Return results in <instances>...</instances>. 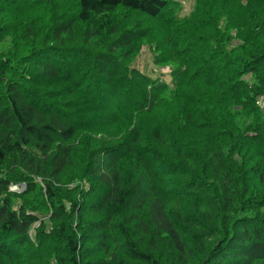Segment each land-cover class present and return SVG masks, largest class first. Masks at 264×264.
Returning <instances> with one entry per match:
<instances>
[{
	"label": "trees",
	"instance_id": "16d2710c",
	"mask_svg": "<svg viewBox=\"0 0 264 264\" xmlns=\"http://www.w3.org/2000/svg\"><path fill=\"white\" fill-rule=\"evenodd\" d=\"M1 47L0 264H264V0H0Z\"/></svg>",
	"mask_w": 264,
	"mask_h": 264
},
{
	"label": "rangeland",
	"instance_id": "374dc122",
	"mask_svg": "<svg viewBox=\"0 0 264 264\" xmlns=\"http://www.w3.org/2000/svg\"><path fill=\"white\" fill-rule=\"evenodd\" d=\"M179 2L182 3L183 7H184V13H187L190 9H191V5H192V0H177ZM9 45V39L6 40V43L4 44L3 47ZM1 50L3 49L2 47L0 48ZM132 68H137L141 73H143L144 75H148L150 76L152 79L154 80H160L163 81L165 83L170 84L171 83V79H170V73H171V69L169 66H155L154 65V61H153V54L151 53V50L146 46L143 47L140 54L138 55V57L135 59V61L131 64ZM259 103H261V105L264 108V98L260 99ZM76 182H79V180H76L74 183H72V185H70V187L75 186ZM23 187V190L20 191V189ZM18 189V190H17ZM24 186H21L20 188H13L14 191L21 193L24 191ZM35 203H33L34 205ZM19 205H21V201L16 200L15 201V208L17 209L19 207ZM29 236L32 239V243L35 244V231H30Z\"/></svg>",
	"mask_w": 264,
	"mask_h": 264
},
{
	"label": "built area",
	"instance_id": "2783aa9c",
	"mask_svg": "<svg viewBox=\"0 0 264 264\" xmlns=\"http://www.w3.org/2000/svg\"><path fill=\"white\" fill-rule=\"evenodd\" d=\"M18 190V189H17ZM23 190V187L20 189V191H22Z\"/></svg>",
	"mask_w": 264,
	"mask_h": 264
}]
</instances>
